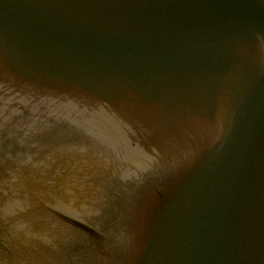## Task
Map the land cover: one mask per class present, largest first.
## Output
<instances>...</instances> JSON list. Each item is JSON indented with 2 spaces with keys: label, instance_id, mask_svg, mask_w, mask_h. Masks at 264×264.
<instances>
[{
  "label": "water",
  "instance_id": "1",
  "mask_svg": "<svg viewBox=\"0 0 264 264\" xmlns=\"http://www.w3.org/2000/svg\"><path fill=\"white\" fill-rule=\"evenodd\" d=\"M1 201L14 264H264V0H0Z\"/></svg>",
  "mask_w": 264,
  "mask_h": 264
}]
</instances>
